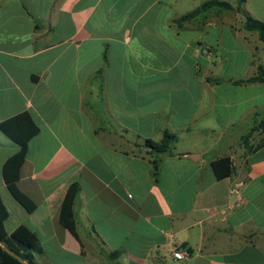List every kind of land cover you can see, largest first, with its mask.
<instances>
[{"label": "crops", "instance_id": "crops-1", "mask_svg": "<svg viewBox=\"0 0 264 264\" xmlns=\"http://www.w3.org/2000/svg\"><path fill=\"white\" fill-rule=\"evenodd\" d=\"M205 1L0 0V122L40 128L17 181L34 210L5 184L18 147L1 131L0 197L5 230L37 234L35 264H264V145L241 141L264 119V82L247 80L264 43L235 9L179 19ZM242 7L264 23V0ZM164 131L173 148L150 151ZM222 156L234 171L216 179ZM235 177L245 201L222 216ZM73 180L80 241L59 222Z\"/></svg>", "mask_w": 264, "mask_h": 264}, {"label": "trees", "instance_id": "trees-1", "mask_svg": "<svg viewBox=\"0 0 264 264\" xmlns=\"http://www.w3.org/2000/svg\"><path fill=\"white\" fill-rule=\"evenodd\" d=\"M244 1L245 0H237L234 6L224 0H208L182 15L179 19H192L210 9H235L244 16V27L247 30H256L259 34V39L264 43V23L250 15L242 7ZM247 80L251 82H264V63H258L255 74ZM257 130L264 131V119L253 124L250 130L241 137L246 152H254L264 145V136L256 144L249 143V139L253 132ZM0 131L18 147L17 152L7 158L3 164L2 172L5 184L13 197L28 212H31L35 208V203L19 189L17 181L19 179L21 166L25 160L27 144L39 133L40 128L28 112H21L1 121ZM176 140L177 136L174 133L164 131L160 141L148 139L145 141V145L150 151L165 153L173 148ZM210 166L216 179L229 177L234 171V166L229 156H222L212 160ZM80 190V184L77 180H73L69 183L61 203L59 214L60 224L79 241L80 238L77 232L74 205L79 197ZM7 215V209L0 197V264H35V256L43 252L37 234L23 224L18 225L11 232H7L4 227V220ZM114 254H116V252L113 253V255Z\"/></svg>", "mask_w": 264, "mask_h": 264}, {"label": "built area", "instance_id": "built-area-1", "mask_svg": "<svg viewBox=\"0 0 264 264\" xmlns=\"http://www.w3.org/2000/svg\"><path fill=\"white\" fill-rule=\"evenodd\" d=\"M197 54L209 55V47L206 44H200L195 48ZM245 181L241 178H233L229 186V196L231 200L223 207L219 209L222 216H226L231 210L240 206L244 203L245 199L243 197V187ZM191 255V251L185 246H175L172 249V256L176 260H182Z\"/></svg>", "mask_w": 264, "mask_h": 264}, {"label": "rangeland", "instance_id": "rangeland-1", "mask_svg": "<svg viewBox=\"0 0 264 264\" xmlns=\"http://www.w3.org/2000/svg\"><path fill=\"white\" fill-rule=\"evenodd\" d=\"M252 136H253L252 137V143L256 144L257 142H259L263 138L264 131L257 130L255 132H253Z\"/></svg>", "mask_w": 264, "mask_h": 264}]
</instances>
